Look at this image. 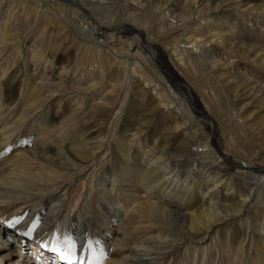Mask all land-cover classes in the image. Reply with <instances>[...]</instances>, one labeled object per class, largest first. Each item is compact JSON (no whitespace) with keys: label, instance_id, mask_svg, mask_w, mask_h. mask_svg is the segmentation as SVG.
<instances>
[{"label":"bare ground","instance_id":"1","mask_svg":"<svg viewBox=\"0 0 264 264\" xmlns=\"http://www.w3.org/2000/svg\"><path fill=\"white\" fill-rule=\"evenodd\" d=\"M129 1L144 7L152 19L159 17L157 24L149 23V29L159 27L161 31L154 41L161 43L177 69L189 77L200 97L219 112L224 151H218L201 125L193 97L181 95L172 77L162 72L149 33L138 32L121 46L122 1L25 0L27 4H21L0 0L1 79L10 73L16 81L22 73L21 101H27L24 108L15 97L4 100L0 94V199L7 200L1 201L0 210L11 203L18 226V212L25 211L23 218L28 221L35 219L33 213L44 216L39 223L44 229L54 226L57 216L69 210L72 220L67 231L74 237L72 242L76 241L75 248L63 250L69 259L55 252L58 264H69V260L89 264L93 253L100 264H164L169 252L182 246L187 253L201 252L200 264H264V208L251 209L254 197L264 202V168L256 163L260 158L264 162V134L259 130L245 135V109H231V103L240 100H250L249 104L264 100V82L251 83L238 67L242 62H255L249 59L254 57L260 58L264 68V46L251 44V36L247 44L239 38L244 32L253 35L258 31L264 36V0L248 8L245 0ZM67 7L86 13L107 43L104 48L109 58L103 57L102 75L87 82L86 70L71 61V48L57 62L54 77L56 54L47 58L38 45L37 34L46 29L57 31L61 8ZM222 13L231 15L232 23L219 21L217 16ZM30 25L36 26L31 34L27 31ZM78 31L92 35L86 26ZM107 33L116 43L108 46ZM76 48L75 52L80 50ZM83 48L88 52L91 47ZM15 65L19 70L15 71ZM66 101L69 106L75 102L70 113L57 110L56 119L43 128L31 123L52 103L57 102L60 109ZM57 120L61 125L54 123ZM94 133L98 135L91 137ZM29 137L34 138L32 144ZM19 141L25 146L15 147ZM232 149L240 150V157L235 158L238 172L222 167L223 158L231 159ZM196 172L202 178L199 181ZM87 177L76 189L79 193L74 200L71 194L77 178ZM122 180L138 185L143 196L125 198ZM236 193L239 199L232 205L226 203ZM172 197L179 202L169 208ZM192 197L201 200L198 212L190 210ZM93 204L97 209L107 205L105 223L111 219L124 230L113 236L88 229ZM44 207L48 211L42 216ZM234 221H240L236 231L228 229L222 240L218 232L209 236L218 226ZM148 222L143 229L142 224ZM6 233L0 228V264H30L23 259H30L32 248L19 254L14 245L21 242ZM94 236L89 247L88 239ZM53 246H57L55 240L37 247L52 251Z\"/></svg>","mask_w":264,"mask_h":264},{"label":"rangeland","instance_id":"2","mask_svg":"<svg viewBox=\"0 0 264 264\" xmlns=\"http://www.w3.org/2000/svg\"><path fill=\"white\" fill-rule=\"evenodd\" d=\"M120 1H122L123 12L120 14L119 19L123 25L122 26L123 30H120V31L117 30V31H119L118 35L121 36L120 37L121 38L120 41L122 43L121 46H126L127 42H130L131 39L138 34V32H148L149 33V37L152 40V46L158 52L157 58H156L158 65L162 69L166 70V72L172 77L174 82L181 83L184 85V87H182V90L185 93H187L189 97L190 96L193 97V105L195 106L196 110L199 113L197 116L201 119L202 115H204L205 117H207L208 119L212 121V124H210L202 120L201 125L205 128L206 132L210 135V139H212L214 141V144L218 147V151L223 152L224 145H225V136L222 131L223 124L221 123L217 115L219 112L215 109H211L213 108L214 105L211 103L209 104L208 102L205 101L204 98L202 99V97H200L201 96L200 93L196 90L193 83L189 81V77L186 76L185 74L183 75L177 69V67L173 64V62L169 58L167 51L163 48L161 43L154 41L155 36L159 37L161 35V31L159 27H156L154 29H149V23L152 21L154 25L157 24L159 22V17L157 16L156 19H152L151 15L144 7L140 6L139 4H135L129 0H97V2H102V3H115V2H120ZM261 2L262 0H245V4L247 8L254 4H260ZM17 3L27 4L25 3V0H18ZM61 9L63 11L60 13L61 15H59L60 16L59 19L62 18L60 20V24L58 25L56 24L58 23V21H53L52 23L58 26L57 29L59 31L58 30L56 31L53 29L51 30L52 32L50 33L46 29L44 32H42L43 34H40L39 29H37V31L39 32L37 34V37H40L38 40V45L39 47L41 46V48L46 52L47 58H49L50 55L56 54L55 56L56 60L54 59L55 60L54 64L56 65L54 66L56 71L55 70L53 71L54 77H56L57 72H58L57 69H59L58 67L59 64L57 62L60 60L61 56L65 55L64 52L66 51V49L71 48L70 54H69L71 61L78 62L87 72V74L84 76L85 82L91 80L92 78H97L98 76L102 75V72H103V64H104L103 57L109 58L107 55H105L104 47L107 43L105 44L106 42L105 38L101 35L102 30L99 29L98 25L94 21L88 18L86 13H83L81 11H78L76 13L77 10L71 11L68 7L65 9L63 8ZM217 17H218L217 19L219 21L221 20L222 23L227 22V24H230L233 21V18L231 15L227 16L224 13L219 14ZM249 24L250 23H248L247 26H249ZM81 25L86 26L89 29V31L92 33V35L90 36L87 33V31L85 32V34L78 31ZM251 25L253 26V23H251ZM245 29L246 27L243 28V30ZM34 30H36V26H33V25H30V27L27 28V31L29 34H31V32H33ZM68 32L72 33V37H68V34H69ZM107 35L108 33L106 34V36ZM249 36H251L250 37L251 44H254L255 46H258V47L264 46V38H263L264 36L261 32H258V31L254 32L253 35H246V32H244V34L240 35L239 38L242 42L247 44L249 42L248 41ZM106 38L110 42L108 46L111 45L112 43H116L113 41L114 38L112 36H107ZM85 42H87V44H85ZM82 45L83 47L88 45V47L90 46L91 48L89 49L88 52H85ZM76 47H79L80 49V50H77V52H75V49H77ZM262 57L264 58V52H262ZM249 59L255 60V62H251V64L247 62L240 63L238 66L240 71L244 72L245 74H248V76L252 80L251 83L264 82V68L260 67V58H258L257 60L254 57H250ZM17 66L18 65L14 66L15 71L19 70L20 68ZM2 73L4 72L3 71L0 72V94L2 95L1 99L4 98V100H7V99H12V97H15V100L17 102L20 101L22 103L23 101L21 100L22 98L24 99V97L22 96L23 91L20 93V87L22 86L24 88V83H22V80H23L22 76L24 75L20 73L17 80L15 81L14 79L12 80L11 78L12 74L9 73L2 80L1 79ZM69 75H70V78L74 77V74H69ZM33 82L34 81L30 82L29 85L27 84L28 88L32 85ZM66 84H70L69 81H67ZM187 88L189 89V91H187ZM66 98L67 97H65L64 100H66ZM249 101L250 100H244V101L240 100L236 104L231 103V106H232L231 109L234 111L238 107H243L245 109V111L242 113V115L244 116L243 119L245 121V128L243 130V133L245 135H247V133L249 132H252L254 134V131L257 132L259 130H262L264 134V100L260 102L256 101V103H253V104H249L250 103ZM87 102H88L87 100L84 102L85 109H87V105H86ZM26 103L27 101H25V103H22L24 108L26 107L25 106ZM72 104L75 105V102L72 101L70 106H72ZM70 106L68 102L66 101L64 103V106H61L60 109H58L57 102H54L51 105H49L48 109L45 112L40 113L39 114L40 116L38 115L39 117L36 123L33 120L31 121V123L36 126L39 125L40 128H43L44 123H48L56 119V118L54 119V116L56 115L57 110L62 111V112L64 111L67 114L70 113L71 111ZM128 117L129 115L124 116L122 121L124 122ZM54 123H56L58 126V125H61L62 122L60 120H57ZM40 124H43V125H40ZM97 135H98L97 133H94L91 135V137H96ZM102 135H104V132L102 133ZM25 139H26V136H25ZM28 140H30L29 142L30 144L34 142V138L29 137ZM262 144H263L262 148H264V142ZM22 146H25V143L19 141L17 142L15 147H22ZM239 151H240L239 149H232L231 159L223 158L222 167L231 168L233 172H238V169H240V167L236 163L235 158L237 159L240 157ZM256 163H258L259 165H261V167L264 168V162L261 160V158L259 159V161H256ZM115 168H117L116 164H115ZM6 170L7 169H4V172H6ZM2 172L3 170L0 172V176L3 175ZM194 176L196 180L198 181L202 179L200 174H198V172H196ZM85 180L88 181V177L87 179L77 178L76 183L74 184V187H73V192L71 191L73 193L71 194V197H73L74 200L76 199L79 193L76 189H78ZM121 184L123 185L125 198H127L128 200H130L134 196H139L140 194L141 196H143L142 189L138 187V185L132 182H125V180H122ZM134 187H136V190H134ZM235 191L245 192L243 189H239V190L237 189ZM239 194L240 193H236L233 197H228V200L226 201V203H230L231 205L234 204L239 199L238 197ZM1 201H7V200L0 199V205H2ZM70 201L71 199L67 203V206L70 203ZM81 201L82 199H80L79 202ZM190 201L193 204L192 206L193 208L190 210H192L193 212L194 211L198 212L201 210V207H200L201 200L195 199L194 197H192ZM172 202L173 203H170V206H168L169 208H171V206L177 205V203L179 202V199L177 197H172ZM186 202H188V200L184 199L183 204H186ZM10 204L11 203H8V205L5 208L1 207L2 210H0V228H3L8 233V235L10 234L11 236L16 235L15 239L17 238L18 241L21 242V244L14 245L16 250L18 251L20 250L19 254H24L25 252H27V249H31V247L34 245L45 247L52 240H55V242L57 243V246L61 248L62 250L69 249V244L67 242L69 240L73 241L72 238H74V237H71V232L69 230H68L69 232L67 231V224L70 223L72 220L70 213L67 212L69 210L67 211L65 210L64 213L60 212L61 214L57 216V220L53 224L54 226H49L44 229L39 223L44 218L43 216L44 212L48 211L46 207L42 209L43 212L41 211V214L43 217H41V215L38 216L36 213H33L32 216L36 215V217L34 220H31V221H28L27 219L26 221L25 218H23L25 216V211L21 213L18 212L17 215L19 214L20 216L19 220L21 222L20 225L18 226L17 224L18 217L15 215L14 211H11L13 210V208L10 207ZM95 205L96 204L91 205L94 210L93 217H90V218L88 217L89 222L88 221L86 222V224H88L87 226L88 229H91L93 233L97 231L102 235H106L109 232H112L113 236L116 234L117 231L122 232L124 230V227H118V223L113 222L110 219V217H107L108 219H110L109 220L110 222L105 223V220H103V218L107 216V213L109 214V207L107 205L101 204V208L99 206L98 209ZM206 207L207 206L205 205L203 206V208H206ZM254 208H259V209L264 208V202L262 198L257 197V196L254 197L253 205L251 206V209H254ZM87 212L89 213V209L87 210ZM246 217L248 216H245L242 221H245ZM99 223H103V225L100 226ZM239 224H240V221H234L226 225H220L217 228H215L212 233H209V236L215 237L218 232L217 237L218 239L222 240V237L224 236L225 232L228 229H232L233 231H236V229L234 228H236ZM34 225H35V228H33ZM147 226H149V222L147 223L146 226L144 223L142 224L143 229L147 228ZM28 232H31V234L25 235V233H28ZM37 232H39L38 235H37ZM152 233L154 234V232ZM19 236H21L20 237L21 239H19ZM120 236L121 235L119 234V237ZM94 240H96L95 236L89 238L88 239L89 242L87 244H92ZM207 240L205 239V241ZM73 243L75 244L76 241H74ZM202 247H203V244L201 245V248ZM186 248L187 247L182 246L179 249H174L170 251L169 254L167 255V259L164 264H194L195 255H197L196 264H200V261L202 259L201 252H198L197 254L196 252H194V250H189V252L187 253L185 250ZM108 249H110V247H108ZM83 254H84V251H83ZM16 259L18 260L19 258H15L14 260ZM1 264H5V262H2ZM56 264L58 263L56 262Z\"/></svg>","mask_w":264,"mask_h":264},{"label":"snow or ice","instance_id":"3","mask_svg":"<svg viewBox=\"0 0 264 264\" xmlns=\"http://www.w3.org/2000/svg\"><path fill=\"white\" fill-rule=\"evenodd\" d=\"M33 228H35V225L33 226ZM30 234L31 232L25 233V235H30ZM67 243L69 244V250L71 252V250L75 248V244L70 240ZM89 247H91V244H89ZM52 251L59 252L61 259H69V257L65 256L63 250L58 246H53ZM69 264H71V260H69ZM89 264H100V260L95 256V253H93V259L89 261Z\"/></svg>","mask_w":264,"mask_h":264},{"label":"water","instance_id":"4","mask_svg":"<svg viewBox=\"0 0 264 264\" xmlns=\"http://www.w3.org/2000/svg\"><path fill=\"white\" fill-rule=\"evenodd\" d=\"M162 72H166V70H162ZM175 84H177V87H178V90L180 91V93H181V95L183 94L184 96H187L188 94L187 93H185L183 90H182V87H184V85L183 84H181V83H176L175 82ZM187 91H189V89L187 88ZM190 95V94H189ZM191 101L193 102V99L191 98ZM195 112H196V114L198 115L199 113H198V111L195 109ZM201 119L202 120H204V121H206V122H208V123H210V124H212V121L210 120V119H208L207 117H205L204 115H202V117H201Z\"/></svg>","mask_w":264,"mask_h":264}]
</instances>
